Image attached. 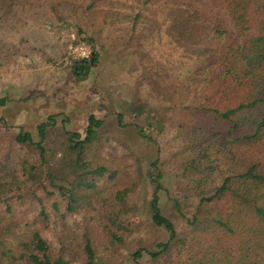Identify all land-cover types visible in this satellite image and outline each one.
<instances>
[{"label":"rangeland","instance_id":"374dc122","mask_svg":"<svg viewBox=\"0 0 264 264\" xmlns=\"http://www.w3.org/2000/svg\"><path fill=\"white\" fill-rule=\"evenodd\" d=\"M20 1L10 10L8 1L0 0V98L7 99L0 107V186L8 198L4 202L0 195V223L10 215L5 209L9 203L17 224L0 264H28L24 246L35 230L49 244L51 256L69 264H181L188 257H177L175 249L160 259L150 255L168 239L165 229L152 223L149 210L157 173L161 212L193 256L207 255L211 264H264V251L243 259L238 252L243 239L224 236L212 224L213 218H225L232 198L201 202L198 196L202 187L203 198H209L225 178L238 173L240 154L264 166L263 145L241 143L239 133L227 137L232 123L210 111L236 106L216 102L223 91L216 62L227 45H243L233 3ZM257 34L253 26L245 37ZM79 43L97 55L83 81L73 75L77 60L70 54ZM48 116L56 118L42 165L38 151L12 143L20 132L37 141V126ZM90 116L102 124L77 166L63 132L84 138ZM25 162L35 168L33 175L24 173ZM100 167L106 173L93 180L87 171ZM13 176L23 184L18 191ZM90 182L94 186L87 188ZM56 187H62V194ZM125 187L129 192L119 203L116 194ZM71 194L74 209L68 211ZM85 239L92 262L84 253ZM138 250L142 254L135 260Z\"/></svg>","mask_w":264,"mask_h":264},{"label":"trees","instance_id":"16d2710c","mask_svg":"<svg viewBox=\"0 0 264 264\" xmlns=\"http://www.w3.org/2000/svg\"><path fill=\"white\" fill-rule=\"evenodd\" d=\"M7 8L11 10L14 2H21L20 0H7ZM233 3V10L236 12L237 18L233 20L235 23L236 33L239 38L243 39V45L234 48L233 44L227 45L223 54L218 58L217 77L221 81L223 87L222 93L216 97V102L236 104L235 108L228 106L225 112H220L216 109L212 110L216 115L221 116L226 123H232L227 130V137L239 133L240 137L236 138L241 143L263 145L264 148V0H230ZM42 3H39L41 6ZM232 5V4H231ZM54 8V7H53ZM249 8L252 10L249 13ZM252 14V15H250ZM233 16V15H232ZM253 21L255 25H253ZM255 28L257 35L252 37H245L249 30ZM97 64V55L92 50L89 59L77 60L72 64V72L78 81L85 80L91 70ZM7 99L0 98V107H4ZM224 104V103H223ZM56 116H48L45 122L37 126V138L35 141L32 134L29 132H20L13 139L12 145L33 148L38 151L40 164L46 165L48 151L46 149V142L48 140L49 128L55 125ZM89 123L86 128V134L83 136L77 132L64 131L63 134L66 138L68 153L75 155V165L82 166V157L86 145L93 142L96 138L97 129L101 126L102 122L90 116ZM121 121V117L119 118ZM139 135L143 136L142 130L138 129ZM200 138L204 135L199 134ZM214 137V136H213ZM238 173L233 176L225 178L220 187H216L207 199L203 198V189L199 188L198 196L201 202H212L222 199L225 196L232 198V203L229 212L224 215L225 218H213L212 224H216V231L225 233L224 236H239L241 240L238 249L239 256L247 259L249 252H256L260 257L264 251V166L260 162L255 161L250 155L243 156L240 154ZM24 167V173L33 175L32 172L35 168L28 163ZM152 167H156V163H152ZM5 171V167H2ZM93 177L92 179H99L104 176L106 170L103 167L87 171ZM109 176L112 177L109 171ZM12 186L20 190L23 187L21 182L15 176ZM49 178L53 182L54 175L49 173ZM161 174L157 173L153 176L155 187L151 194L149 202V210L151 214V221L154 225L162 227L168 233V239L164 243L157 245L156 252H150L151 257L160 259L162 256H170L173 249L177 253V257L187 256L188 264H211L207 255L193 256L188 247L187 241L178 237L176 227L170 218L165 217L159 206L158 192L161 185L158 182ZM207 180V177H206ZM204 182V181H202ZM83 183V182H81ZM94 182L86 183L87 188H91ZM201 184V182H200ZM0 186V195L2 200L7 202L8 198L2 192ZM60 194H62V187H56ZM129 189L125 187L116 194V200L121 203ZM67 210L72 211L73 195L68 196ZM53 211H58V204H52ZM6 212L10 215L3 218V223H0V253L6 255L4 248L7 243V238L16 234L17 224L13 217L14 210L11 204H5ZM74 209V208H73ZM40 215L44 220L48 219L47 213L41 207ZM118 218V213L115 214ZM15 220V221H14ZM196 223L198 220L193 218ZM1 222V219H0ZM195 239V237L190 240ZM5 240V241H4ZM27 255L25 257L28 264H69L62 257H52L50 247L47 241L43 239L39 231L35 230L31 235V240L25 244ZM84 253L90 262L93 261V254L91 245L88 239L84 240L83 245ZM255 251V252H254ZM142 251L138 250L134 253V258L137 260L141 257ZM207 257V258H205ZM214 258V257H213ZM181 260V264L185 261Z\"/></svg>","mask_w":264,"mask_h":264},{"label":"built area","instance_id":"2783aa9c","mask_svg":"<svg viewBox=\"0 0 264 264\" xmlns=\"http://www.w3.org/2000/svg\"><path fill=\"white\" fill-rule=\"evenodd\" d=\"M70 54L75 60L89 59L92 54V49L89 45L79 43L70 47Z\"/></svg>","mask_w":264,"mask_h":264}]
</instances>
